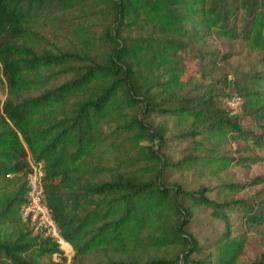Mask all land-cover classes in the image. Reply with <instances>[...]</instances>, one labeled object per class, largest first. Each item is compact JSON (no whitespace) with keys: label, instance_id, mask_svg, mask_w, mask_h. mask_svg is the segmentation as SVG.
I'll return each instance as SVG.
<instances>
[{"label":"trees","instance_id":"16d2710c","mask_svg":"<svg viewBox=\"0 0 264 264\" xmlns=\"http://www.w3.org/2000/svg\"><path fill=\"white\" fill-rule=\"evenodd\" d=\"M103 1L111 4L113 17L101 35L106 47L99 58L47 51L41 32L56 27L57 14ZM147 24L170 34L184 35L190 28L241 40L258 53L263 71L242 76L231 88L242 99V111L256 121L255 131L241 128L237 116L224 107L233 95L210 91L179 107L171 99L153 101L138 94L137 83L145 79L138 70L149 64L168 76L163 84L167 91L182 83L172 69L181 46L163 40L159 52L151 54L145 39L126 35L128 29ZM65 76L69 79L56 84ZM0 87L5 90L0 99V264H67L58 244L34 235L20 219L27 154L43 164L44 201L73 251L70 264L90 253L131 255L180 247L188 238L183 229L199 207L216 214L240 212L248 230L264 226V174L246 184L220 187L224 194L261 187L248 200L216 202L205 188L192 191L163 183L165 167L202 169L214 176L230 165L259 160L221 152L234 141L244 142L245 152L264 149V0H0ZM146 115L189 125L186 134L196 138L189 156L165 162L146 146L151 167L130 168L128 180L91 183L88 178L122 167L140 143L157 138L142 120ZM246 241L245 234L222 233L215 241V264H238ZM182 256L107 264H199L182 262ZM250 264H264V253Z\"/></svg>","mask_w":264,"mask_h":264},{"label":"rangeland","instance_id":"374dc122","mask_svg":"<svg viewBox=\"0 0 264 264\" xmlns=\"http://www.w3.org/2000/svg\"><path fill=\"white\" fill-rule=\"evenodd\" d=\"M110 5L106 1L85 3L57 14L56 27L41 32L49 43L47 51L54 54L58 52H74L81 55L90 53L99 58L106 47L101 41V35L109 27L113 17L108 8ZM185 29L184 35H177L157 30L151 24H147L126 31L128 37L145 39L144 45L151 54L159 52L158 45L163 40L171 41L183 48L172 66L174 73L181 79V85L167 91L163 84L168 80V76L161 74V70L149 64L146 69L138 70L141 71V78H145L137 83L138 94L153 101L171 99L179 107H188L203 93L210 91L219 95L225 93L229 97L235 94L231 89L233 81L244 75H258L263 71L258 62V53L250 51L241 40L230 41L196 32L190 28ZM93 44L98 46L94 51L90 48ZM68 79L69 76H65L56 84H61ZM4 95L5 90L0 87L1 100ZM233 97L238 96L233 95L229 99ZM240 100L241 103L235 113L238 123L243 129L255 131L257 123L242 111V99ZM142 120L157 133V138L152 142L140 143L139 149L131 154L127 163L122 167L88 178L91 183L128 180L132 178L130 168L135 170L151 167L152 161L144 149L146 146L151 148L153 155L165 162L176 163L189 156L188 151L193 146L192 141L196 140L186 134V131L190 129L189 125L182 124L174 118L158 115H146ZM245 145L242 141L229 142L222 148L221 154L233 159L259 158L256 163L230 165L214 176H210V172L202 169L180 170L165 167L163 183L168 186L176 184L184 190L192 191L205 188L206 196L216 202L248 200L261 187L250 186L235 194H224L220 189L221 186L229 184H246L264 174V149L245 152ZM83 183L85 181H80V184ZM182 205L187 206L185 201H182ZM227 230L234 235L245 234L247 239L238 264H250L264 253V226L248 230L242 224L240 212L216 214L209 209L199 207L192 211L190 221L183 229V233L188 238L187 241L182 242L180 247H168L161 251L149 252L138 250L131 255L116 251L90 253L78 264H107L112 261L133 259L144 261L160 258L172 259L180 253L183 254L182 262L215 264V241ZM190 248L193 252L188 253ZM61 251L67 259V264H70L73 253L67 256L63 250ZM52 260L57 261V256L53 255Z\"/></svg>","mask_w":264,"mask_h":264},{"label":"built area","instance_id":"2783aa9c","mask_svg":"<svg viewBox=\"0 0 264 264\" xmlns=\"http://www.w3.org/2000/svg\"><path fill=\"white\" fill-rule=\"evenodd\" d=\"M240 103L239 97H233L225 102L224 107L230 111V114H235ZM27 163L29 166L26 176L27 191L25 204L20 211V219L28 224L34 235L48 238L60 247V242L63 240L44 201L43 182L45 173L43 164L35 162L29 154H27Z\"/></svg>","mask_w":264,"mask_h":264},{"label":"bare ground","instance_id":"6f19581e","mask_svg":"<svg viewBox=\"0 0 264 264\" xmlns=\"http://www.w3.org/2000/svg\"><path fill=\"white\" fill-rule=\"evenodd\" d=\"M60 249L64 251L65 255L67 256H71L73 251L70 247V245H68L67 243H65L64 241L60 242Z\"/></svg>","mask_w":264,"mask_h":264}]
</instances>
